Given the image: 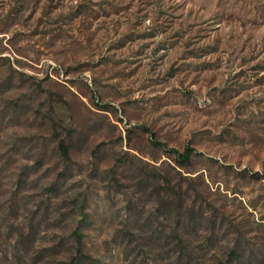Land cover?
<instances>
[{
	"label": "rangeland",
	"instance_id": "374dc122",
	"mask_svg": "<svg viewBox=\"0 0 264 264\" xmlns=\"http://www.w3.org/2000/svg\"><path fill=\"white\" fill-rule=\"evenodd\" d=\"M77 226L97 264H264V0H0V264Z\"/></svg>",
	"mask_w": 264,
	"mask_h": 264
},
{
	"label": "trees",
	"instance_id": "16d2710c",
	"mask_svg": "<svg viewBox=\"0 0 264 264\" xmlns=\"http://www.w3.org/2000/svg\"><path fill=\"white\" fill-rule=\"evenodd\" d=\"M193 152H194L193 149L188 145V146H185L182 151H179L176 149H170L169 154L171 156H173V160H174V162H176V164H178L180 166H184V165H187L190 163ZM82 205L83 204L81 203L79 206L80 207V219L85 224H88V227H89L93 223L89 219V217H87V214L84 211H82ZM162 214L164 216L167 215L166 211H164ZM147 222H148V220H147ZM175 223L176 224L179 223V219L175 220ZM126 227L130 228L129 224H127ZM135 232L136 231L132 229V230H129L128 233L124 235V236H126V240L128 242H132V241L136 240ZM72 234H73V237L75 239V248H74V251H73L69 261H67L66 263L63 262V264H97L96 263L97 260L93 256H91L90 254H87L86 252H84L82 250V239H81L82 234L80 233V227L77 226L72 231ZM177 243H180L179 240H177ZM177 250H179V249H177ZM39 259L33 261L31 264H41V263H39ZM220 264H223V262H221Z\"/></svg>",
	"mask_w": 264,
	"mask_h": 264
}]
</instances>
